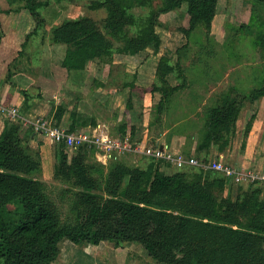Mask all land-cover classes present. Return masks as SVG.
Returning a JSON list of instances; mask_svg holds the SVG:
<instances>
[{
  "label": "trees",
  "instance_id": "obj_1",
  "mask_svg": "<svg viewBox=\"0 0 264 264\" xmlns=\"http://www.w3.org/2000/svg\"><path fill=\"white\" fill-rule=\"evenodd\" d=\"M17 1L22 4L14 12L27 10L35 23L24 47L44 21L37 11L41 3ZM159 1V6L136 25L133 37L125 33L127 26L135 24L131 10L148 6L147 0H104L97 5L106 11L104 30L121 43L119 54L134 56L147 48L157 54L161 41L155 28L161 16L179 10L183 4L188 16L184 34L200 24L209 31L218 4V0ZM49 41L65 46L61 66L67 71L85 70L91 62L111 63L114 54L112 43L89 17L52 26ZM174 69L169 58L159 59L156 77L162 86ZM178 89H166L160 105ZM261 97L264 85L252 93L250 102ZM243 109L242 102L230 97L209 109L197 150L207 154L204 150L218 143L219 151L226 148ZM253 120L254 116L246 124L245 136ZM56 123L59 126L60 122ZM20 131V119L6 120L0 134V264H52L64 241L83 246L138 244L148 259L159 264H264V182L257 181L234 199L231 191L217 198L216 191L231 186L222 175L210 179L201 171L191 176L184 171L166 174L160 170L161 161L149 159L144 167L137 168L115 159L107 163L103 195H98L85 155L56 151L54 174L73 182L79 190L76 206L83 208L75 226L61 227L42 184L31 177L40 167L39 154L31 156V149L19 139ZM120 132L124 135V125H120Z\"/></svg>",
  "mask_w": 264,
  "mask_h": 264
},
{
  "label": "rangeland",
  "instance_id": "obj_2",
  "mask_svg": "<svg viewBox=\"0 0 264 264\" xmlns=\"http://www.w3.org/2000/svg\"><path fill=\"white\" fill-rule=\"evenodd\" d=\"M35 1L41 3L37 11L44 21V26L40 27L35 35H31L26 42V46L22 49L23 55L19 56V59L17 58L19 62H16L18 67L27 68L25 71L29 70L30 74H35L34 86L29 87L27 84V89H21L22 97L28 96L35 99L38 104L36 105L37 111L32 116L45 117L52 120L54 125L57 124L56 122H60L59 126L66 128L68 133H76L75 130L81 132L86 131L88 128L93 129L97 127L98 119L103 118L102 112L99 111L100 101L93 98H91L90 103L82 102L81 106L77 105L76 99L68 103L59 99L60 102L57 105L55 104L54 96L57 90L53 88V85H55V79L53 78L56 76L58 78L59 62L63 55V48H54L51 56L45 54L48 51L47 45L50 43L49 30L52 26L68 19L89 17L112 43L114 56L111 57V63L104 61L91 62L87 69H93L95 74L99 71L100 75L103 74V76L109 71L108 77L111 78L109 82L115 83L121 89V106H117L118 112L116 115L121 114L122 111L127 113L133 108L134 103V105H140L138 112L140 111L139 115L142 117V110L149 107L143 105L147 91L145 89L143 92L133 91L132 84H134L136 76L133 73H127L125 67L131 69V72L134 71L140 64L139 62L142 63L150 55L155 56L153 50L147 48L142 51L138 62L121 63L119 56L122 54L117 52L121 43L104 30L106 11L104 8L97 6L103 3L104 0ZM147 1L149 2L148 6L135 7L131 10L135 24L125 28L127 36H135L137 32L136 25L147 17L150 10L155 9L160 4L159 0ZM2 3L5 7H7V3L12 12L19 7V4H22L17 0H0V7ZM187 29L186 4H183L179 10L161 16L155 28V32L161 41L158 49L160 53L158 61L162 56H165L169 58L170 64L175 69L172 74L165 78L166 85L162 86L157 80V65L155 66V73L149 89L150 94H153L151 98H155L152 100V106L149 107L148 116L144 120H147V126L159 138L170 139L174 134L183 137L184 149L189 150L194 147V158L219 159L222 157L226 164L233 165L235 155L238 157L245 153L247 139L245 126L251 117L254 116V119H256L257 113L260 112L262 117L260 120L263 123L262 126H264V97L250 102L252 93L264 85V0H218L216 15L211 22L209 31H206L202 24L198 25L189 34H184ZM154 61L147 66L148 70L151 71L149 73L151 75L154 70ZM104 78L106 79V76ZM173 87H179V89L170 97H167L168 101H164L160 105L163 98L162 93ZM226 97L235 98L242 102L244 105L243 112L236 121L235 130L229 138L228 146L219 151L220 143H218V145H213L204 150L207 153L205 154V152H202L203 150H197L196 147L205 134L207 111L219 105ZM204 101L205 104L202 105ZM78 106H80V109ZM77 111L79 114L75 115L74 113H77ZM59 112L62 113L61 117L57 116ZM72 116H78L75 127L66 124L67 122L65 123V120L68 119L69 121ZM117 125L119 124L117 123ZM28 130V128L27 130L22 129L19 132V139L29 150L31 149L30 154L32 157L36 158L39 154L40 158V167L31 177L42 184L45 197L55 207L60 226H75L78 215L83 211L82 207L76 206V195L79 190L72 181L55 176L56 151H63L69 156L80 152L85 155L89 176L96 182L98 195H103L107 167L98 158L97 151L87 146L69 151L63 145L53 146L51 144V152L46 157L43 154L42 158V155L38 153V147L40 146L32 147L30 143L32 133H29ZM261 138L260 146L264 150V132ZM261 138H258L257 132L253 140L257 143ZM254 143L252 142L253 147H255ZM258 151H261V153H258ZM250 152L254 154L250 164L256 169L264 170V151L257 149L256 146ZM165 164L167 163L161 162L159 167ZM136 165L144 167L145 162H130V166ZM172 170L176 169L172 168ZM183 171L188 176L193 175L196 171H201L204 174L206 173V176H209L210 179L220 176L215 171L196 167H187ZM253 184H256V182L242 184L239 187L231 184L230 187L228 186V192L216 191L215 196L217 198L225 197L231 191L234 199L238 193L248 191L249 186L251 187ZM125 245L115 247L112 243L102 242L98 246H83L64 241L59 256L52 264H89L88 260L90 261L93 257H96L97 264H152L140 245L135 244L131 248H124ZM115 248L118 249L115 250ZM153 264L159 263L153 262Z\"/></svg>",
  "mask_w": 264,
  "mask_h": 264
},
{
  "label": "crops",
  "instance_id": "obj_3",
  "mask_svg": "<svg viewBox=\"0 0 264 264\" xmlns=\"http://www.w3.org/2000/svg\"><path fill=\"white\" fill-rule=\"evenodd\" d=\"M6 6L7 7H5L2 3V6L0 7V104L5 107H15L17 109L18 119H20L21 123L23 122L21 124V130H27L28 128L30 131H32V139L30 140V143L33 148H35L36 146H40L38 147L39 153L42 155L43 158V154L46 157L48 153L51 152V144H53V146L55 144L47 137L35 133L32 127L29 126L28 123L32 122L34 119L45 117L32 116L33 113L37 111L36 105L38 104L36 100L28 96L22 97L21 95V91L27 89L28 85L29 87L34 86L35 74H30L29 70L25 71L27 68H21L16 65V62H19L17 58L19 59V56L23 55L22 49H24V47L22 44L25 41V36L29 32H32L30 30H34L35 24L27 10L20 9L18 12L13 11L7 13L5 11L9 10L10 8L7 3ZM55 25H57V23ZM35 34H32V36ZM23 38L24 40H22ZM24 46H26V44ZM56 47L63 48L64 55L65 46L63 47V45H56L52 43H48V51H46L45 54L51 56L54 48ZM140 53L134 56H128L123 54L120 55L119 57L121 58V63L127 64V62H138L141 55ZM63 55L60 58L59 62L60 70L58 71V78L57 76L53 78L55 79V85H53V88L57 90V93L54 96L56 105L60 102V100H65L68 103L76 99L77 105L81 106L82 102L90 103L92 101L91 98H93L96 101H100L99 111L102 112L103 116V118L98 119V125L97 127L93 128V130H97L103 134H109L110 136L121 142L139 143L142 146H163L167 147L172 152L181 153L186 157H194V147L190 148L189 150L184 149L183 146H185V142L183 143V137L178 134H174L171 136L170 139H163V137L159 138L157 135H155L154 131L147 126V120H144V118L148 116L147 111H149V107L152 106L151 102L155 98H151V95L153 94H150L149 89L150 85L152 84L153 75L155 73V66L157 65V61L160 56L159 52L155 54V56L150 55L142 63L139 62L140 64L132 72L130 71L131 69H127L125 67L127 73L130 72L136 76L135 82L134 84H132L134 88L133 91L139 90L143 92L144 89L145 91H147L145 93L143 105L144 107H149H145V109L142 110V117H140L139 115L140 111L138 112L140 105H134V103L133 108L130 109L127 113H125V111H122L121 114L119 113V115H116V113L118 112L117 106H121L120 100L122 98V95L120 93L121 89H119L115 83L109 82L111 79L108 77L109 71L108 73L106 72V79L104 78L105 76H103V74L100 75L99 71H97V74H95L93 69H87L88 66L85 70L82 71H67L61 66ZM152 61L155 62V65L153 74L151 75L149 74L151 73V71L148 70L147 66ZM113 63L119 64L117 62ZM128 92L130 93L129 88ZM148 101H150V103L147 104ZM204 104L205 101L202 103V105ZM80 106H78L79 109ZM78 114V111L77 113L75 112V115ZM77 117L78 116H72L69 121L68 119H66L65 123L67 122L66 124L71 125L72 122L77 121ZM255 118L256 119L253 120L250 131L247 135L245 153L242 156L238 157L235 155V162L231 166L239 170L254 169L258 172H264V170L256 169L253 165L250 164L254 155L252 154L253 152H250L252 148H255L257 146V149L262 150V152L264 151L263 148H261L260 146L262 142L261 137H263L264 132V126H262L263 123H261L260 120L262 119V117L260 116V112L257 113ZM6 120L10 119H8L5 115L0 114V134L4 128ZM117 123L119 125H117ZM120 125L125 126L124 135L120 132ZM87 130L92 129L88 128ZM257 132L258 138L261 139H259L256 143V141L253 140V137H255ZM252 142H255V147H253ZM259 152L261 153V151H258V153ZM231 157L233 158L234 155ZM117 159L118 161H121L127 166H130V162L134 163L136 161H141L142 163L145 162L146 165L147 161L149 160L144 156L135 155L131 153L121 155ZM103 165L107 166V164ZM136 167L138 168L140 166L136 165ZM172 168L174 167L169 164H165L160 167V170L168 172L167 174H172L177 171L172 170ZM227 189L228 187H225L224 191L228 192ZM132 246H135V244H126L124 248H131ZM116 249L118 248H115V250ZM148 260L150 263L153 264L150 259ZM88 262L89 264H97L96 257L91 258V260H88Z\"/></svg>",
  "mask_w": 264,
  "mask_h": 264
},
{
  "label": "built area",
  "instance_id": "obj_4",
  "mask_svg": "<svg viewBox=\"0 0 264 264\" xmlns=\"http://www.w3.org/2000/svg\"><path fill=\"white\" fill-rule=\"evenodd\" d=\"M0 114L5 115L12 121L18 119L15 107L9 108L0 104ZM28 124L35 133L47 137L55 145H63L69 151L81 146L95 149L102 164H107L121 155L131 153L154 161L165 162L179 171L187 167L212 170L222 175L227 183L237 186L249 182H264V172H258L254 169L239 170L226 164L222 158L208 159L207 161L198 160L194 157H186L181 153L172 152L163 146H142L139 143L121 142L109 134H103L93 129L68 133L66 128L54 125L52 120L46 118L34 119Z\"/></svg>",
  "mask_w": 264,
  "mask_h": 264
}]
</instances>
